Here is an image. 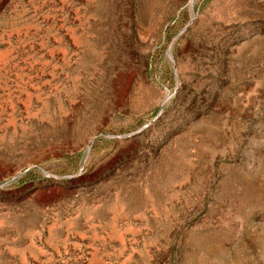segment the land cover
<instances>
[{"label":"rangeland","instance_id":"obj_1","mask_svg":"<svg viewBox=\"0 0 264 264\" xmlns=\"http://www.w3.org/2000/svg\"><path fill=\"white\" fill-rule=\"evenodd\" d=\"M0 264H264V0H0Z\"/></svg>","mask_w":264,"mask_h":264}]
</instances>
